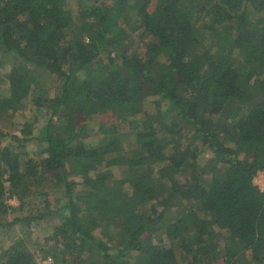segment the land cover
Here are the masks:
<instances>
[{
	"label": "trees",
	"instance_id": "16d2710c",
	"mask_svg": "<svg viewBox=\"0 0 264 264\" xmlns=\"http://www.w3.org/2000/svg\"><path fill=\"white\" fill-rule=\"evenodd\" d=\"M260 172L264 0H0V264H264Z\"/></svg>",
	"mask_w": 264,
	"mask_h": 264
},
{
	"label": "rangeland",
	"instance_id": "374dc122",
	"mask_svg": "<svg viewBox=\"0 0 264 264\" xmlns=\"http://www.w3.org/2000/svg\"><path fill=\"white\" fill-rule=\"evenodd\" d=\"M135 44L138 47L142 46V44H143L142 39L135 37ZM31 115H32V113H31L30 109L27 108V110H25L23 112H19L15 115L14 122L19 123V124H24L31 117ZM6 125H7V123H4L2 126H6ZM40 150H41V147L39 146V144H37V142L31 143L28 147L29 154L32 157H34L35 159L39 158L38 154L40 153ZM254 183L257 186H259V188L264 192V172H260L257 175V177L254 180ZM8 204L13 206V207L19 206V202L15 198L9 199ZM17 215L24 217V214H22V213L11 214L8 218L9 221H12L15 218V216H17ZM51 231H52V224H49L46 222H45V225L44 226L42 225L40 228H37V227L32 228V232L34 234H33V239L30 243L32 244L31 249L33 252L37 253L40 250L39 246L36 244V241L39 242V238L41 240L46 239V237H48L52 233ZM27 232H28V228H25V227L21 228L18 226L14 230H12V232L9 235L10 236H24L25 233H27ZM95 234H97V230H96ZM5 240H6L5 244L6 243L8 244L9 240L7 237H5ZM37 257H38V259H37L38 264H54V260L52 257H48L47 259L42 258L43 255H39Z\"/></svg>",
	"mask_w": 264,
	"mask_h": 264
}]
</instances>
